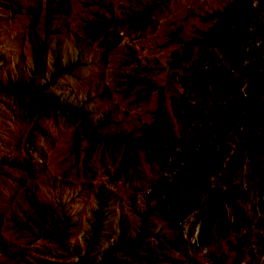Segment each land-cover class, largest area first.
<instances>
[{
	"label": "rangeland",
	"instance_id": "1",
	"mask_svg": "<svg viewBox=\"0 0 264 264\" xmlns=\"http://www.w3.org/2000/svg\"><path fill=\"white\" fill-rule=\"evenodd\" d=\"M136 10L153 21L131 30L124 20ZM102 20L109 27L92 41ZM37 40L44 77L58 58L66 99L108 117L103 134L130 135L135 166L115 179L124 145L106 140L84 162L87 141L60 113L40 118V152L27 149L34 118L1 94L0 264H70L48 239L65 231L79 249L94 211L99 250L142 225L145 247L174 264H264V0H0V83L27 80ZM131 78L154 88L138 99L143 85L127 91ZM27 162L32 176L14 169ZM202 210L203 238L191 246L184 216ZM63 214L71 225L57 222ZM132 251L147 264L141 246Z\"/></svg>",
	"mask_w": 264,
	"mask_h": 264
},
{
	"label": "trees",
	"instance_id": "2",
	"mask_svg": "<svg viewBox=\"0 0 264 264\" xmlns=\"http://www.w3.org/2000/svg\"><path fill=\"white\" fill-rule=\"evenodd\" d=\"M146 12H142L139 10L133 11L130 16L125 21V26L128 29L136 30L143 29L146 27L152 19H150ZM111 20H102V21H93L91 22L92 31L88 34L89 39L92 41L98 40L99 37L103 34L104 31L109 27ZM116 24H123V20H113ZM45 46L44 42L39 40L36 41V46L33 48L32 52V68L28 72L27 80H14V81H6L3 85L0 83V95L1 94H10L12 98L16 99L19 103V107H27L28 112L31 116H33L32 126L26 138V147L27 149L38 153L39 149L36 147L35 143V135L39 134L41 136L45 135V131L43 130V126L40 122V118L42 117H50L54 113H60L63 117H65L69 123L75 126V131L79 132L87 141V147L84 150L83 161L86 162L91 152L93 151L94 145L99 141L106 140L113 148H118L121 145H124V153L117 166L113 177L118 179L120 176L124 175L127 171V165L134 167L135 166V155L134 157L129 153L130 147L133 146L132 137L128 134H103L101 131V127L108 123L109 118L106 117L103 120L94 119L92 120L90 116V111L84 108V104L74 103V99H66V95L62 93V87L57 80V77L61 76L63 73V69L59 67L58 58H56L54 62L55 72L46 78L44 77V62H43V47ZM113 43H109L107 45L108 48L113 47ZM188 54V49H185L183 53L176 54L173 58V62L171 63L173 66L179 67L180 60L184 57V55ZM1 61V55H0ZM79 64V63H78ZM76 63L75 65L78 66ZM70 68H66L65 72H69ZM136 84L143 85L144 92L142 94H138V99H143L148 96L150 91L154 88L153 85H148L147 81L144 79H136L131 78L128 82H126V90L129 91ZM264 129V125H263ZM233 141L232 139H230ZM257 140H262V136L257 138ZM4 163L3 160H0V164ZM11 163L8 162V167L11 168ZM33 164L29 162L25 164H16L14 165V169L18 170H26L29 175H34V170L32 169ZM203 168V166H200ZM36 172V171H35ZM223 170H220V176L223 175ZM214 173V172H213ZM212 173V174H213ZM182 173L177 172L174 174L173 179L178 182L182 181ZM177 182V181H175ZM186 183H190L191 181L185 180ZM218 188L217 182L213 184L210 193L216 191ZM209 199V198H208ZM209 201V200H208ZM206 213V211H200L198 213H187L184 216L185 228L188 232V236L191 238L194 234V230H196L199 222L203 220V215L200 213ZM40 213V212H38ZM93 222L90 224V229H88V235L83 240V243L79 246L76 244H71L68 236L65 231L61 234H56V239H48V241L56 245V248L63 251L64 256L70 257V264H113L114 256L113 254L118 251H123L129 258H132L134 255V262L141 263L140 254L132 251V249H139L142 247L143 251L146 252V255H143L144 262L147 264H174V262L170 260H166L163 258V255L155 254L149 246V244L145 247V243L143 242V238L146 234V227H142L140 232L137 234L135 238L125 239L123 230H121L120 235L118 236L116 242L108 247L99 250L98 241L100 240L99 235L96 231L100 220V213L98 211L92 212ZM2 223V214L0 213V225ZM64 226L71 225L68 219H64L61 223ZM143 224V223H142ZM57 231H59L58 227H55ZM65 230V229H63ZM204 231L203 226L200 227V231L197 235V242L203 238ZM150 233L147 235L149 237ZM156 243H158L156 241ZM191 246L194 243H189ZM160 245V244H159ZM263 248H264V244ZM132 247V248H129ZM71 248H74L71 250ZM69 249V250H68ZM3 251V250H2ZM14 256H21L20 253L14 252ZM74 258V260L72 259ZM62 264V263H58Z\"/></svg>",
	"mask_w": 264,
	"mask_h": 264
},
{
	"label": "clouds",
	"instance_id": "3",
	"mask_svg": "<svg viewBox=\"0 0 264 264\" xmlns=\"http://www.w3.org/2000/svg\"><path fill=\"white\" fill-rule=\"evenodd\" d=\"M64 219H68V221L70 222L71 221V219L69 218V216L67 215V214H63V216H61V218H58V216H57V222L58 223H62V221H64ZM198 232H199V230H197L196 232H194V234H193V236H196V239H197V235H198ZM192 236V237H193ZM196 242H197V240H196Z\"/></svg>",
	"mask_w": 264,
	"mask_h": 264
},
{
	"label": "built area",
	"instance_id": "4",
	"mask_svg": "<svg viewBox=\"0 0 264 264\" xmlns=\"http://www.w3.org/2000/svg\"><path fill=\"white\" fill-rule=\"evenodd\" d=\"M185 228H187V225H185ZM186 230V229H185ZM197 240V239H196ZM191 243H196V241H192L191 239Z\"/></svg>",
	"mask_w": 264,
	"mask_h": 264
}]
</instances>
